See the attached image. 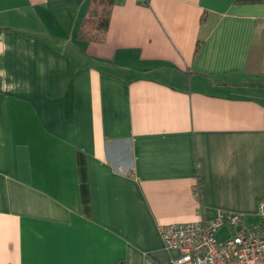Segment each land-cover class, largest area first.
<instances>
[{"label":"crops","instance_id":"crops-1","mask_svg":"<svg viewBox=\"0 0 264 264\" xmlns=\"http://www.w3.org/2000/svg\"><path fill=\"white\" fill-rule=\"evenodd\" d=\"M87 2L0 0V264H165L161 224L259 217L264 1L114 0L100 40Z\"/></svg>","mask_w":264,"mask_h":264},{"label":"built area","instance_id":"built-area-1","mask_svg":"<svg viewBox=\"0 0 264 264\" xmlns=\"http://www.w3.org/2000/svg\"><path fill=\"white\" fill-rule=\"evenodd\" d=\"M256 213L258 222L240 228L241 214L226 209L207 219L161 224L164 247L176 252L165 264H264V197ZM224 225L229 233L219 239L216 232Z\"/></svg>","mask_w":264,"mask_h":264},{"label":"trees","instance_id":"trees-1","mask_svg":"<svg viewBox=\"0 0 264 264\" xmlns=\"http://www.w3.org/2000/svg\"><path fill=\"white\" fill-rule=\"evenodd\" d=\"M114 0H88L87 8L76 28V37L80 39L100 40L105 35L109 13ZM264 1V0H248ZM198 45L194 52H197Z\"/></svg>","mask_w":264,"mask_h":264},{"label":"rangeland","instance_id":"rangeland-1","mask_svg":"<svg viewBox=\"0 0 264 264\" xmlns=\"http://www.w3.org/2000/svg\"><path fill=\"white\" fill-rule=\"evenodd\" d=\"M259 217L254 218V217H250V216H244L242 218V223H241L242 225L239 224V225H237L236 228H240L241 226H246L247 224L249 225V224L258 222L257 219H259ZM260 219H261V217H260ZM228 233H229V228H228V226L224 225V226H221L217 230L216 236H217V238L220 239V238H223L224 236H226Z\"/></svg>","mask_w":264,"mask_h":264}]
</instances>
